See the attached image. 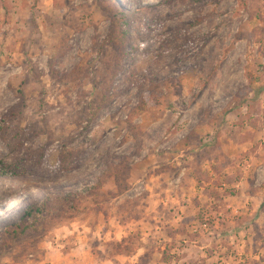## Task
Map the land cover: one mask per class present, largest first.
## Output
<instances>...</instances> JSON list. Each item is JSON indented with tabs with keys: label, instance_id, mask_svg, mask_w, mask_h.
Masks as SVG:
<instances>
[{
	"label": "rangeland",
	"instance_id": "obj_1",
	"mask_svg": "<svg viewBox=\"0 0 264 264\" xmlns=\"http://www.w3.org/2000/svg\"><path fill=\"white\" fill-rule=\"evenodd\" d=\"M0 264H264V0H0Z\"/></svg>",
	"mask_w": 264,
	"mask_h": 264
},
{
	"label": "trees",
	"instance_id": "obj_2",
	"mask_svg": "<svg viewBox=\"0 0 264 264\" xmlns=\"http://www.w3.org/2000/svg\"><path fill=\"white\" fill-rule=\"evenodd\" d=\"M118 15H121V17H123V20L126 16V14H123L122 12L118 13ZM118 22H119V20L117 19V23ZM64 198H65L67 203H71L68 201V197H64ZM47 205L48 204L46 202H43L39 205L29 207V210L26 211L25 217L32 219L33 221H37L42 215H44L46 213V211H48L49 208L47 207ZM28 227H29V225L27 223H25V221L22 219L21 222L18 223L14 227L7 226L5 228V232L7 234H9L12 238H16L18 235L25 233V231L28 229Z\"/></svg>",
	"mask_w": 264,
	"mask_h": 264
}]
</instances>
